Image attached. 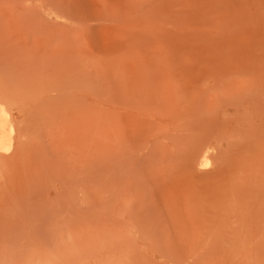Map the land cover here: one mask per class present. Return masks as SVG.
I'll list each match as a JSON object with an SVG mask.
<instances>
[{
  "label": "rangeland",
  "instance_id": "374dc122",
  "mask_svg": "<svg viewBox=\"0 0 264 264\" xmlns=\"http://www.w3.org/2000/svg\"><path fill=\"white\" fill-rule=\"evenodd\" d=\"M0 264H264V0H0Z\"/></svg>",
  "mask_w": 264,
  "mask_h": 264
},
{
  "label": "bare ground",
  "instance_id": "6f19581e",
  "mask_svg": "<svg viewBox=\"0 0 264 264\" xmlns=\"http://www.w3.org/2000/svg\"><path fill=\"white\" fill-rule=\"evenodd\" d=\"M10 100L3 91H0V155L11 151L14 146L16 126Z\"/></svg>",
  "mask_w": 264,
  "mask_h": 264
}]
</instances>
